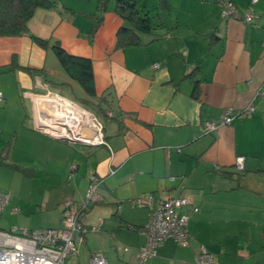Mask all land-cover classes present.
Masks as SVG:
<instances>
[{
	"label": "crops",
	"instance_id": "crops-1",
	"mask_svg": "<svg viewBox=\"0 0 264 264\" xmlns=\"http://www.w3.org/2000/svg\"><path fill=\"white\" fill-rule=\"evenodd\" d=\"M53 1L35 10L29 33L91 59L97 96H106L113 115L101 117L106 144L39 130L43 106L33 97L49 91L75 100L82 89L50 47L28 33L0 36V175L20 173L49 189L38 196L0 178V192L8 194L0 228L60 227L64 203L77 208L96 175L103 201L90 203L81 220L97 229L83 240L76 235L77 253L64 264H89L93 252L111 264H132L148 208L130 200L141 194L185 196L198 207L178 209L188 215L189 244L166 238L146 264H193L201 245L216 264H264V0H231L240 11L252 7L253 22L222 17L210 0H166L160 9L150 0L162 27L125 48L116 46L123 24L116 0L102 12L99 0ZM251 101L250 115L204 132L224 108Z\"/></svg>",
	"mask_w": 264,
	"mask_h": 264
},
{
	"label": "built area",
	"instance_id": "built-area-1",
	"mask_svg": "<svg viewBox=\"0 0 264 264\" xmlns=\"http://www.w3.org/2000/svg\"><path fill=\"white\" fill-rule=\"evenodd\" d=\"M221 7V16L224 18L239 19L243 22H253L257 13L249 7L240 11L231 0H210ZM256 0H252L255 2ZM153 67H159L154 63ZM257 93H261L258 90ZM43 104L39 108L41 118L36 127L48 132L55 138L77 141L88 145L106 144L103 135V124L90 110L84 108L72 99L59 93L47 92L44 95L33 97ZM3 95L0 93V102ZM254 111L253 102H249L241 109L232 106L223 109L218 122L206 121L204 132H211L222 125H229L240 114L248 115ZM107 115L111 117L112 111ZM85 116V120H83ZM70 121V123H69ZM234 167L237 171L244 169V156L235 157ZM100 178L92 175L86 190L84 201L75 208L72 202L64 203L62 225L60 227H41L29 229L12 226L5 230L0 228V264H64V261L77 253L76 235L79 240L84 234L94 231L96 226H85L81 220V212L87 209L90 203L103 201L99 192ZM135 206L147 207V220L141 228L144 243L138 248L136 259L132 264H146L147 260L157 254V248L163 240L171 237L179 245H188L191 235L187 229L188 215L179 213L178 209L190 206L197 211L198 207L192 204L185 196L155 199L152 194H141L132 198ZM8 202V194L0 192V212ZM16 211V209H13ZM89 264H111L102 254L93 252L89 257ZM193 264H216L213 254L201 245L195 255Z\"/></svg>",
	"mask_w": 264,
	"mask_h": 264
},
{
	"label": "trees",
	"instance_id": "trees-1",
	"mask_svg": "<svg viewBox=\"0 0 264 264\" xmlns=\"http://www.w3.org/2000/svg\"><path fill=\"white\" fill-rule=\"evenodd\" d=\"M107 2L108 0H99L98 10L104 11ZM54 5L55 1L53 0H0V36H18L28 33L39 46L50 47L61 67L82 89V96L73 100L94 114H96L94 111H97L101 117H109L107 115L109 106L106 103V96H97L95 90L91 59L67 53L57 40L50 42L49 39L29 33L28 21L35 10L37 8H50ZM165 6H167L166 0H158L155 8L160 9ZM114 11L123 20V24L117 31V47L125 48L139 45L141 43L140 34L152 33L157 28L162 27L160 21L154 20L156 14H153L152 8L146 5H138L137 0H116ZM96 20L92 31L95 30L100 18ZM57 85L62 86L64 83H57ZM243 116L247 115L240 114L237 117Z\"/></svg>",
	"mask_w": 264,
	"mask_h": 264
},
{
	"label": "rangeland",
	"instance_id": "rangeland-1",
	"mask_svg": "<svg viewBox=\"0 0 264 264\" xmlns=\"http://www.w3.org/2000/svg\"><path fill=\"white\" fill-rule=\"evenodd\" d=\"M145 4L148 7L151 8V1L150 0H137V4L141 5V4ZM55 58V55H53ZM96 114V116L100 119V121L102 120L104 122V120L101 118L100 115L97 114V111H94ZM81 163V162H80ZM84 168V167H83ZM0 178H2L5 183H15L16 186H21L20 190L24 191V192H29V190L34 191L36 194H38V196H41L42 193H44L45 191L48 192L49 189L47 188V190H45L43 188V186L45 185H40L39 179H31V178H25L22 177V175H20V173H12V172H7V171H3V173H1ZM85 196H86V192H85ZM84 196V198H85ZM39 215H35L33 218L38 220ZM62 225V222H61ZM39 227H32V229H38Z\"/></svg>",
	"mask_w": 264,
	"mask_h": 264
},
{
	"label": "bare ground",
	"instance_id": "bare-ground-1",
	"mask_svg": "<svg viewBox=\"0 0 264 264\" xmlns=\"http://www.w3.org/2000/svg\"><path fill=\"white\" fill-rule=\"evenodd\" d=\"M40 103H41V101H40ZM42 106H43V104H42ZM86 118H85V116H83V120H85ZM69 123H70V121H69Z\"/></svg>",
	"mask_w": 264,
	"mask_h": 264
}]
</instances>
